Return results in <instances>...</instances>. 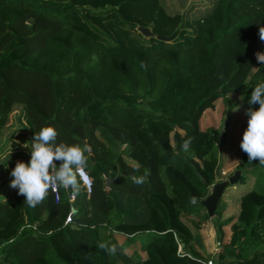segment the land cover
I'll return each instance as SVG.
<instances>
[{
	"label": "trees",
	"instance_id": "16d2710c",
	"mask_svg": "<svg viewBox=\"0 0 264 264\" xmlns=\"http://www.w3.org/2000/svg\"><path fill=\"white\" fill-rule=\"evenodd\" d=\"M261 29L264 0H215L199 18L165 0H0V264H264V163L242 151L240 182L255 183L236 218L220 204L201 215L197 202L228 141L201 122L222 100L229 123L231 95L247 112L264 83ZM46 126L53 150L84 151L92 190L78 177L59 201L50 188L29 207L10 173ZM187 217L215 220L218 253L205 254ZM137 243L146 257L127 253Z\"/></svg>",
	"mask_w": 264,
	"mask_h": 264
},
{
	"label": "clouds",
	"instance_id": "9594fccd",
	"mask_svg": "<svg viewBox=\"0 0 264 264\" xmlns=\"http://www.w3.org/2000/svg\"><path fill=\"white\" fill-rule=\"evenodd\" d=\"M259 36L264 40V29L260 30ZM256 59L264 64V52H257ZM247 104V127L242 135L240 149L247 154L248 160L264 163V83L254 87ZM257 104L259 106L255 107ZM56 136L57 129L54 126L42 127L33 137L29 161L17 162L10 173V187L18 189V194L25 197L24 201L29 207L41 203L50 188L71 186L74 190L78 189V177L89 186L93 183L86 171L84 151L77 145H61L53 150L49 142L54 141ZM184 147L186 149L188 144L185 143ZM54 161H62L58 169ZM99 246L106 247L103 243ZM109 251L114 252L115 246Z\"/></svg>",
	"mask_w": 264,
	"mask_h": 264
},
{
	"label": "rangeland",
	"instance_id": "374dc122",
	"mask_svg": "<svg viewBox=\"0 0 264 264\" xmlns=\"http://www.w3.org/2000/svg\"><path fill=\"white\" fill-rule=\"evenodd\" d=\"M215 0H165V5L171 13H187L191 18H199L206 15ZM231 104L233 111L229 123H225V114L228 107L222 100L217 102L216 109L208 110L201 122L202 129L208 130L210 128H221L226 130L228 135V141L226 145L217 148V153L220 157V179L226 180L237 172L242 159V150L240 149V142L242 135L247 127V117L245 108L241 98L238 95H231ZM244 182H239L233 186H230L220 203V208L227 206L226 211L223 214V219L230 217L236 218L240 212V199L246 193L254 190L255 179L244 173ZM201 215L205 214V209L201 206ZM195 233H200L204 240L206 255L215 254L219 252V242L217 240L215 220L212 219L209 222H202L199 217H187L184 218ZM225 242H229L231 236L230 226L225 227ZM119 242L123 243L124 238L118 237ZM135 251L140 252V243L132 246L128 249L127 253L132 255ZM141 256L146 257V254L140 252ZM213 260V259H212Z\"/></svg>",
	"mask_w": 264,
	"mask_h": 264
},
{
	"label": "water",
	"instance_id": "95a60500",
	"mask_svg": "<svg viewBox=\"0 0 264 264\" xmlns=\"http://www.w3.org/2000/svg\"><path fill=\"white\" fill-rule=\"evenodd\" d=\"M139 31L146 37H153L152 32L149 29H143L140 28ZM160 40H163L162 38H158ZM120 175L116 176L114 179H107L106 180V188L109 189L111 184L119 178ZM242 177V171H237L235 174H233L231 177H229L226 180H221L220 178H217V182L214 186L209 188L210 195L203 201L197 200L198 203H200L207 213L209 214L210 218H214L216 215V211L218 209V206L226 192V190L235 184H238ZM71 188L69 187V190Z\"/></svg>",
	"mask_w": 264,
	"mask_h": 264
},
{
	"label": "built area",
	"instance_id": "2783aa9c",
	"mask_svg": "<svg viewBox=\"0 0 264 264\" xmlns=\"http://www.w3.org/2000/svg\"><path fill=\"white\" fill-rule=\"evenodd\" d=\"M83 186L87 189L88 193L90 194L91 193V190H92V183H91L90 186L87 185V184H85V183H83ZM68 189H69V187H68ZM52 190L56 194L57 201H59L60 200L59 187L52 188ZM70 199H71V201L74 200V195H71L70 196ZM69 222H71L70 217L67 219V223H69ZM207 264H215V262H214V260L211 259Z\"/></svg>",
	"mask_w": 264,
	"mask_h": 264
},
{
	"label": "crops",
	"instance_id": "0c3cea01",
	"mask_svg": "<svg viewBox=\"0 0 264 264\" xmlns=\"http://www.w3.org/2000/svg\"><path fill=\"white\" fill-rule=\"evenodd\" d=\"M211 253V251L209 252V254Z\"/></svg>",
	"mask_w": 264,
	"mask_h": 264
}]
</instances>
